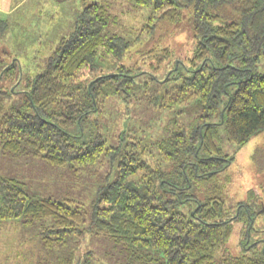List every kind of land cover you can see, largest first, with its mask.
Returning a JSON list of instances; mask_svg holds the SVG:
<instances>
[{
    "label": "trees",
    "instance_id": "trees-1",
    "mask_svg": "<svg viewBox=\"0 0 264 264\" xmlns=\"http://www.w3.org/2000/svg\"><path fill=\"white\" fill-rule=\"evenodd\" d=\"M80 1L83 9L73 31L59 40L44 71L21 77L23 103L8 106V93L0 90V153L73 172L107 159L116 164L117 178L98 193L86 221L82 204L35 198L18 178L0 176V221L22 219L29 226L51 221L41 230L46 248L85 234L103 237L125 252L123 264H264V254L233 256L226 247L235 223L241 221L249 232L253 217L247 207V217L241 219V205L229 215L221 200L201 201L188 192L191 180H208L231 162L217 144L219 125L236 145L264 132V72L258 70L264 59V0H129L152 4L154 17L169 23L176 21L181 6H193L189 63H173L162 80L144 83L136 80L144 72L131 74L124 66L94 73L97 48L111 18L109 0ZM7 26L0 19V34ZM104 44L116 58L130 47L118 36ZM163 52L160 64L170 57L168 49ZM2 70V76H9L16 64ZM154 80L174 85L163 101L168 107L181 105L176 114L185 117L172 118L166 134L153 139L148 150L143 140L126 134L106 145L98 126L90 140L78 141L83 124L99 113L104 100L133 99L138 92L156 100L158 90L148 84ZM74 128H80L77 135L69 131ZM168 166L176 169L175 176ZM245 242L243 250L250 251L252 245Z\"/></svg>",
    "mask_w": 264,
    "mask_h": 264
},
{
    "label": "rangeland",
    "instance_id": "rangeland-1",
    "mask_svg": "<svg viewBox=\"0 0 264 264\" xmlns=\"http://www.w3.org/2000/svg\"><path fill=\"white\" fill-rule=\"evenodd\" d=\"M0 3L10 10H0V19L8 24L7 30L0 34V90L8 93L5 98L8 106L16 107L25 99L26 88L21 77L23 80L32 78L44 71L59 40L73 31L83 5L80 0H0ZM107 11L111 18L102 33L103 42L97 48L95 74L113 72L124 66L131 74L144 72L136 78L144 83L154 77L162 80L173 63H189L194 51L191 4L181 6L178 18L171 23L155 18L152 4L138 6L129 0H109ZM111 36L122 37L130 43L120 58L106 52L104 40ZM165 49L169 50L170 57L160 64ZM11 63L16 64V70L9 76H2V69ZM258 70L264 72V59ZM148 84L152 90H158L156 100L142 97L139 92L133 99L114 96L104 100L99 104V113H93L83 124V137L78 141L90 140L98 126L106 145H115L117 136L126 134L130 140H143L148 150L153 139L166 134L164 127L172 118L180 121L185 117L176 114L181 105L175 103L168 107L163 101L173 84L167 86L155 80ZM79 130L69 131L77 135ZM217 134V144L231 162L208 180H191L188 192L201 201L206 198L221 200L229 215L237 213L241 205V219L247 217V207L253 217L249 232L241 221L235 223L226 247L233 256H261L264 254V132L252 135L244 145L229 142L223 125L217 127ZM149 151L152 152V148L149 147ZM148 159L152 160L149 155ZM169 167L172 166H168L170 175L175 176L176 169ZM0 176L17 177L23 189L35 198L67 199L82 204L85 220L89 221L92 202L117 178V168L116 164L112 166L104 159L73 172L0 153ZM48 221L31 226L25 225L22 219L0 221V264H123L125 252L93 234L71 237L64 246L44 247L41 230L43 225L51 223ZM245 240L252 245L250 251H244L241 246Z\"/></svg>",
    "mask_w": 264,
    "mask_h": 264
},
{
    "label": "crops",
    "instance_id": "crops-1",
    "mask_svg": "<svg viewBox=\"0 0 264 264\" xmlns=\"http://www.w3.org/2000/svg\"><path fill=\"white\" fill-rule=\"evenodd\" d=\"M0 10H6L5 12H9L10 11L8 7L4 9V5H2V3H0Z\"/></svg>",
    "mask_w": 264,
    "mask_h": 264
}]
</instances>
